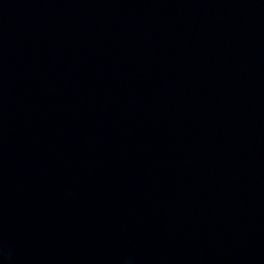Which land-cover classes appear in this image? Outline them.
Returning a JSON list of instances; mask_svg holds the SVG:
<instances>
[{
    "label": "water",
    "instance_id": "water-1",
    "mask_svg": "<svg viewBox=\"0 0 264 264\" xmlns=\"http://www.w3.org/2000/svg\"><path fill=\"white\" fill-rule=\"evenodd\" d=\"M0 264H264V0H0Z\"/></svg>",
    "mask_w": 264,
    "mask_h": 264
}]
</instances>
